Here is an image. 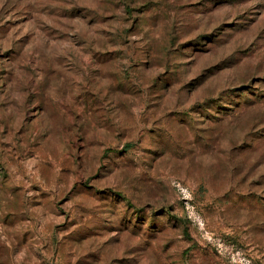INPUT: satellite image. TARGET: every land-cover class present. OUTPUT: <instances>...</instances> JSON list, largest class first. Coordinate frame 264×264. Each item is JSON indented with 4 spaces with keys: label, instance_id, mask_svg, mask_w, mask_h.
<instances>
[{
    "label": "rangeland",
    "instance_id": "1",
    "mask_svg": "<svg viewBox=\"0 0 264 264\" xmlns=\"http://www.w3.org/2000/svg\"><path fill=\"white\" fill-rule=\"evenodd\" d=\"M0 264H264V0H0Z\"/></svg>",
    "mask_w": 264,
    "mask_h": 264
},
{
    "label": "bare ground",
    "instance_id": "2",
    "mask_svg": "<svg viewBox=\"0 0 264 264\" xmlns=\"http://www.w3.org/2000/svg\"><path fill=\"white\" fill-rule=\"evenodd\" d=\"M46 127V126H45Z\"/></svg>",
    "mask_w": 264,
    "mask_h": 264
}]
</instances>
